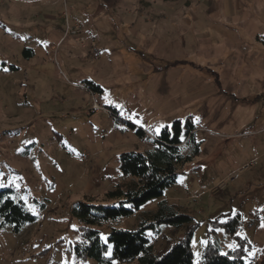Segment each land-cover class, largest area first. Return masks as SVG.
Listing matches in <instances>:
<instances>
[{
	"label": "rangeland",
	"instance_id": "rangeland-1",
	"mask_svg": "<svg viewBox=\"0 0 264 264\" xmlns=\"http://www.w3.org/2000/svg\"><path fill=\"white\" fill-rule=\"evenodd\" d=\"M64 13L70 24L83 26L79 35L63 38ZM91 19H96L94 24ZM49 38L64 39L49 47L60 70L52 79L32 67L35 59L28 65L21 55L23 48L39 49ZM183 40L196 43L188 44L184 54L193 57L186 64L202 72L205 90L202 99L187 106L188 114L197 113L199 118L194 124L201 151L193 163L179 168L176 185L165 189L163 199L201 222L192 239L193 264L200 262L208 242H216L223 254L235 247L221 229L211 233L209 226L210 219L225 222L236 215L244 227L238 236L250 248L244 260L264 264V0H0V187L12 190L11 197L37 218L20 235L0 228V264H97L74 255L79 225L69 213V202L47 204V188L56 187L58 181L71 185L84 168L81 157L87 143L80 134L88 116H75L73 110L84 102L90 110L91 94L85 100L62 99L81 97L84 92L73 84L95 80L97 68L109 71L110 62L116 68L120 59L129 73L149 70L154 64L150 58L162 63L164 42L171 46V55L179 57ZM94 51L99 57L92 64L87 54ZM10 66L18 70L9 71ZM224 72L237 85L218 86L216 97L207 94ZM95 81L105 86L104 93L92 94L95 100L106 105L107 95L118 113L129 98L147 103L150 96L151 84L137 74L124 93L103 80ZM211 99L215 107L209 105ZM226 101L231 107L223 120L235 132L249 134L234 139L219 136L228 128L212 119L224 114L218 104ZM200 106L206 108L201 111ZM69 169L73 176H65ZM219 182L224 184L221 190L216 187ZM76 191L72 186L68 194ZM155 205L156 201L149 203L145 210ZM138 223L134 215L116 227L132 231ZM108 234L109 229L101 231L103 242ZM148 237L159 250L178 242L181 232L172 234L162 227Z\"/></svg>",
	"mask_w": 264,
	"mask_h": 264
},
{
	"label": "trees",
	"instance_id": "trees-1",
	"mask_svg": "<svg viewBox=\"0 0 264 264\" xmlns=\"http://www.w3.org/2000/svg\"><path fill=\"white\" fill-rule=\"evenodd\" d=\"M21 55L25 60L31 59L33 50L23 48ZM16 70L14 66L9 67V71ZM82 86L91 94H102V88L93 81L84 80ZM106 109L112 113L115 124H119L122 119L117 110ZM122 123L149 147L121 152L117 156L115 183L101 196H84L69 205V213L79 225L78 239L73 246L76 259H91L97 264L114 261L126 264L135 260L138 264H193L192 239L201 222L163 199L165 189L176 185L179 168L193 163L200 154L201 142L196 140L197 128L192 118L176 119L170 127L164 126L152 133V138L141 127ZM11 195L12 190L0 187V228L8 227L13 234L20 235L37 218ZM155 201L154 209L145 210ZM134 215L139 218L136 229L126 231L116 227ZM219 220L218 217L210 219L209 232L221 229L234 240L235 247L223 254L216 242H208L198 264H251L244 260L249 245L238 236L244 228L239 215L225 222ZM162 227L169 228L172 234L180 231L181 237L178 242L158 250L150 243L148 233H160ZM104 229H109L106 242L100 238Z\"/></svg>",
	"mask_w": 264,
	"mask_h": 264
},
{
	"label": "crops",
	"instance_id": "crops-1",
	"mask_svg": "<svg viewBox=\"0 0 264 264\" xmlns=\"http://www.w3.org/2000/svg\"><path fill=\"white\" fill-rule=\"evenodd\" d=\"M92 19V24H94L96 19H94V21ZM91 21L89 23H91ZM231 40L232 39L230 37L228 42H231ZM55 41L56 39L49 38L48 41L46 40V42L44 41L42 43L39 49H32L33 56L31 59H24L27 63H29L32 59H35L36 62L32 65V67L39 70L40 74L47 79H52L57 76L56 74H59L60 71L57 69L55 62H53L54 59L51 57L49 52V47L51 44H55ZM61 41L63 42L64 39L60 38V40L56 42L60 43ZM167 41L170 44L171 41ZM164 43V51L160 54L161 56L159 58V61L163 62L156 64L155 58L148 59L149 62L153 61L154 63L151 64V68L148 67L150 68L149 70L135 69L131 71L133 73H129L127 71V67L124 66V62L120 63V59L119 66L116 68L113 67L110 62L111 68L109 71L104 70L103 72H100L99 68H97V72L93 75L95 80H103L105 83H110L109 87L119 89V93H124L125 86H129L134 83L133 78L135 77V74L139 75L145 84H151L149 99L147 103L137 100L134 97H131L128 100L126 99L127 104L123 106V109H119L121 111H119V118L122 119L119 124H115L114 119L107 113L106 109L114 108L118 112V109L113 106V104H115L114 101V103H107L104 105L102 102L96 101L94 98L95 102L99 104L102 109L91 111L88 108V103L84 102L79 109L73 110L75 112V116L83 114L88 116L87 121H84L85 123L82 125V127L85 126V128L82 129V134H80L81 138L83 137L84 141L87 143L85 145V149L83 150L84 155L81 157V162L84 164V168L81 173L73 179V181L71 180V185L66 186L62 182L58 181L56 187L54 186L55 188L53 187L51 190L47 188V192L49 194L48 198H50V200L47 201L48 205L54 204L59 200H64V202L68 201L70 205L81 200L84 196H101L116 181L118 168L117 156L125 150H142L149 147L148 143L141 142L132 131L126 129L124 123L122 122H130L141 127L143 130H145V126H150V129H146L145 132L151 138L152 133L160 131V129L164 126H168V122H172L176 119L183 120L187 117H191L193 122H195L197 113L189 115L187 112V106L189 103H192L193 101L195 102V99H202L203 97L201 96L204 94L205 90L201 87L203 86L202 72L198 69V66L194 68L186 64L187 58L193 57L191 55L187 57V55L184 54V51L188 44L196 45V43H192L191 40H183L182 43L180 42L181 54L179 57L172 56L171 46H169V44L166 45V42ZM232 44L236 46L237 43L232 42L231 45ZM87 55L92 64H94L96 59L99 57V53L96 51L88 52ZM121 61H123V59H121ZM28 65H30V63ZM101 74L103 75L102 79L99 77ZM89 80L99 85L102 88V93L105 92L104 85L102 86L93 79ZM244 83L246 84V81H244ZM73 85L80 86L78 90L84 92V94L81 97L75 96L74 99H62L63 101L68 100V102H71L77 98H79L78 101L80 99L85 100V96L90 94L89 91H87L82 85ZM236 85L237 80H233V77L229 73L224 72V74H221L219 81L215 83L216 87L208 90L207 94L216 97V95L219 94L218 86H225V88H227ZM174 86H178V88L174 89ZM221 103L222 104L220 105L218 104V107L224 110V114H220V116L218 115L215 119H212V121L214 124L228 129H222L219 131V136L226 139H234L238 136H245L246 134H249L244 133L245 131L235 132V129L229 128L231 123L223 119H225L226 116L225 111L227 112V110H229L227 108H230L231 105H229L227 101ZM212 104L213 102L211 99L209 105L211 107H215L212 106ZM205 108V106H200L199 110L203 111ZM207 115L208 114H205L204 116ZM227 115H229V112ZM129 116H133V118L129 119ZM227 118H229V116H227ZM74 125L79 126V123L76 121ZM82 127L80 126V128ZM72 134L73 133L71 132L68 137L71 138ZM194 164L191 166L192 169L196 166ZM186 170L187 173L192 174L190 168ZM68 171L69 172L65 171V176H73V171L71 169ZM193 179L192 181H194ZM72 186L76 187L77 191L75 194L69 195L68 190ZM72 196L74 197L71 198ZM44 210L46 211V209Z\"/></svg>",
	"mask_w": 264,
	"mask_h": 264
},
{
	"label": "built area",
	"instance_id": "built-area-1",
	"mask_svg": "<svg viewBox=\"0 0 264 264\" xmlns=\"http://www.w3.org/2000/svg\"><path fill=\"white\" fill-rule=\"evenodd\" d=\"M82 31H83V26L81 24H77V23L70 24V22L68 21V18H67L66 13H64V32H63V38H66L67 36L75 37V36L79 35ZM55 51L56 50L54 48L53 55H54V52ZM90 100H91V104H90V110L91 111H97V110L102 109L101 106L95 102L94 97H93L92 94L90 96ZM107 113L110 116H112V113L110 111L107 110ZM244 169H246V166H244L243 170ZM216 187L220 188V190H221L224 187L223 182H219Z\"/></svg>",
	"mask_w": 264,
	"mask_h": 264
},
{
	"label": "snow or ice",
	"instance_id": "snow-or-ice-1",
	"mask_svg": "<svg viewBox=\"0 0 264 264\" xmlns=\"http://www.w3.org/2000/svg\"><path fill=\"white\" fill-rule=\"evenodd\" d=\"M5 71H7V69H5ZM104 99H105V102H107V103H113V101H111V100L108 98L107 95H105ZM117 107H119V105H117ZM128 118H129V119H132L133 116H129ZM196 120L198 121L199 118L197 117ZM137 122H138V121H137ZM181 139H183V137H181ZM262 226H264V225H262ZM109 248H110V246H109Z\"/></svg>",
	"mask_w": 264,
	"mask_h": 264
}]
</instances>
